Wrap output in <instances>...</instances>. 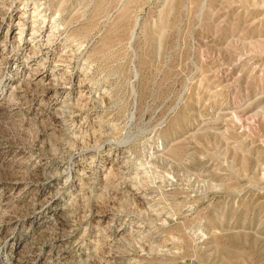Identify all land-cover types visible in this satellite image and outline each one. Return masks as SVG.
Wrapping results in <instances>:
<instances>
[{
    "label": "rangeland",
    "instance_id": "1",
    "mask_svg": "<svg viewBox=\"0 0 264 264\" xmlns=\"http://www.w3.org/2000/svg\"><path fill=\"white\" fill-rule=\"evenodd\" d=\"M0 264H264V0H0Z\"/></svg>",
    "mask_w": 264,
    "mask_h": 264
},
{
    "label": "bare ground",
    "instance_id": "2",
    "mask_svg": "<svg viewBox=\"0 0 264 264\" xmlns=\"http://www.w3.org/2000/svg\"><path fill=\"white\" fill-rule=\"evenodd\" d=\"M37 3V2H36ZM33 15H34V17L37 15V14H39V6H37V4H36V6H34V8H33ZM26 17H28V11H26L25 13H22V14H20V16H19V19H18V22H17V24H16V26L17 27H21L22 28V26L24 25L23 24V22H24V19H26ZM39 20H36V25H34V28H36L37 27V22H38ZM10 23V22H9ZM9 25H12V23H10ZM13 25H15V23L13 24ZM24 27V26H23ZM19 29L20 30V32H18V33H16L15 34V36L13 37V38H15L16 39V37L18 38L17 40H19V41H23L24 40V31L22 30V29ZM39 32H37L36 31V29H34V31H33V42L35 43V45H37L38 46V48H41V42H42V40H38L39 38H40V36H38V37H35V35H37ZM21 44V43H20ZM39 44V45H38ZM137 75H138V73H137ZM133 118V117H132Z\"/></svg>",
    "mask_w": 264,
    "mask_h": 264
}]
</instances>
